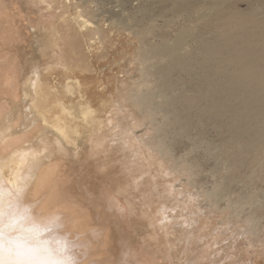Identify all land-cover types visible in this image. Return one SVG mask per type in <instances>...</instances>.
<instances>
[{"label":"bare ground","instance_id":"6f19581e","mask_svg":"<svg viewBox=\"0 0 264 264\" xmlns=\"http://www.w3.org/2000/svg\"><path fill=\"white\" fill-rule=\"evenodd\" d=\"M44 1L53 9L62 10V13L58 10L60 22L54 32V46L58 45V40H61L62 36L72 39L68 43V53L66 55L59 53L55 64L66 75L63 86L65 92L62 95L77 100L86 123L85 128L88 129L86 131L92 135L89 137L92 151L103 147L107 152L116 148L121 152H128L134 159L130 160V163H125L123 171L129 176L132 170L128 168H131L132 161L136 163L138 146L143 143L156 151L161 158L170 156L171 168L181 174L178 176H183L181 179H185V183L194 184L198 166L196 163H178L173 155L176 142L172 146L167 145L160 139L158 130L160 126L163 129L164 125L174 131L176 136L181 137L189 135L185 128L189 122L190 127H194L192 129L198 134L213 123L218 125L219 129L218 143L215 145L216 155L226 168L212 189L199 187L197 192L195 191L204 206L208 210L221 212L223 208H220L217 199L234 182H259L264 185V0H253L252 3L251 0H166L171 6L168 13L174 14L179 11L186 14L191 24L179 27V31H175L177 33L171 37L172 39L161 37L156 38L158 41L152 40L151 43L146 38H149L151 30H155L153 28L156 22L150 23L148 20L150 13L155 10L152 5L151 7L146 5V8L142 6L143 10L142 7L137 8L138 10L134 11L135 16L130 14L134 21L138 22L135 24L138 27L132 31L133 37L138 41L136 57L134 56L135 79L128 85L122 79L121 83L118 78L121 88L116 86L117 97L114 96L112 99L104 97L105 88L100 87L99 91L92 90L95 69L89 54L93 51L92 39L95 37L97 40L100 39L101 26L90 23L80 10L75 11L74 16L63 13L69 4L77 8V1ZM237 2H245L247 8L238 9ZM3 8V2L0 0V21L4 14ZM147 8H152V12ZM136 14H139V17ZM144 21L148 23L145 24ZM115 22L116 20L112 23L117 24ZM160 26L164 27V24ZM5 30L2 34L7 32ZM82 37L87 38L89 42L86 50L81 45ZM191 41L195 44L188 46ZM2 42L5 44L4 40ZM2 53L4 55V51H0L1 55ZM6 60L10 63L8 59ZM4 61L0 62V79L4 85V94H11L16 98L21 87L19 71L17 72L18 69L14 71L10 64ZM6 64L10 66L11 71L6 70L9 69ZM176 74L179 76L172 82ZM42 76L39 73L36 77L34 74L27 76L22 87L23 98L37 118L31 119L33 124L26 123L23 127L18 125L19 121L15 119L11 124L4 121L5 125L2 122L3 126H0V264H105L99 257L101 258L102 251H105L109 242L106 225L109 224L110 217L102 212L100 207L98 208L95 216L103 225L101 228L94 226L92 221H95L93 219L96 217L92 219L88 211L90 206L86 204L89 207L87 210L77 208L79 201L72 193L74 185L71 187V181L66 177L71 173L65 175L63 164L58 159L67 153L66 150H60L64 145L61 141L70 147L73 145L77 147L74 142L82 133L77 125L72 124L69 128L72 135H69L65 120L55 117L49 122L46 116L33 106L40 94L39 90L47 88L56 96V102L62 110H66L61 101L62 95L56 86H51L46 77ZM182 76L189 79L182 82ZM180 85L188 90H182ZM155 98L159 99L160 106L154 105ZM7 102L10 104V101ZM17 103L15 105H18ZM93 103L99 107H92ZM125 103L129 104L128 108ZM9 106L0 104V119L7 114ZM158 109L162 113L161 121L157 119ZM132 111L141 114L140 124L145 127H143L145 133H152L151 137L138 136L133 130L134 126L129 124V113ZM97 112L100 114L103 112L104 117L96 119ZM17 126L23 128L19 129ZM42 130L52 132L53 137L49 138V134H42ZM137 179L133 180L132 184L136 188L139 186H143V189L148 188L141 196L150 208L151 204L147 202L151 200L148 195L152 191L149 188L151 182L149 179L138 182ZM236 194L243 206H249L250 211L241 216L245 226L236 229V223L228 220L227 222L231 224L228 229L232 227L236 229L235 234L246 237L251 242L252 245L248 241L251 247L253 245L264 247V233L256 228V222L264 218V200L254 191ZM161 207L162 213L167 214L166 217L169 218L168 212L172 207L169 208L164 203ZM236 217L238 218V214ZM223 230L225 232L227 229ZM259 253L255 256L259 257ZM252 257L253 255L250 258ZM106 258L109 261L110 254ZM111 259L113 261L114 258ZM253 259L257 260L255 257Z\"/></svg>","mask_w":264,"mask_h":264},{"label":"rangeland","instance_id":"374dc122","mask_svg":"<svg viewBox=\"0 0 264 264\" xmlns=\"http://www.w3.org/2000/svg\"><path fill=\"white\" fill-rule=\"evenodd\" d=\"M1 1L4 5L2 10L4 18L2 16V20L0 21V31H2L0 32V36H3L0 37V51H4V55L6 56L4 57L3 53L2 55L0 54V62L4 61L5 58L4 62L10 64L14 71L18 69L17 72L19 71V83L21 87L16 98L12 97L11 94L8 95L6 93V95L3 90V82L0 79V104L3 103L7 106L10 105L8 107L9 110L17 106L10 111L8 110L6 115L9 118L4 115V117L0 119V126L2 125V122L3 125H5V122L11 124L13 120L17 119V122L19 121L18 125L24 127L26 123L33 122L31 119L37 118L35 117V113L30 111L27 102H25L23 98V84L29 76L34 74L36 77V74L39 73L41 76L42 74L44 75L42 77H46V80L49 81L51 86H56L60 95L64 94L65 91L63 90V86L66 75L56 67L55 62L59 53H63V55L68 53V43L69 40L72 41V39L62 36L63 39L61 37V40H58L59 43L57 46H54L53 44L55 39V28H57L60 22L59 8L53 9L44 0ZM73 1L78 2V9L75 8L74 5L69 4L66 9L67 12H65V10L63 13L69 16H74L75 11L80 10L82 11L84 18L90 23H95L94 25L101 26L100 29L102 30L100 39L97 40L96 37L92 39L94 42L92 48L93 51L89 54V59L95 69V82L92 90L99 91L101 88H105L104 97L109 99L114 98V96L115 98L117 97V89L121 88L120 81L121 83L125 81L129 85V83L135 79L133 76L136 75L135 52L138 47V41L133 37V32L136 27H138L135 25L138 22L134 21L132 17L135 16V12L139 8L142 6L145 7L146 5L151 7L152 5L153 10H155L152 12V8H150L151 10L147 8L152 12L150 13L151 20L149 18L148 21H152L153 23L156 22L155 27L153 28L155 30H151L148 34L149 38H146V40H149V43H151L152 40V42L158 41L161 37L172 39L173 35H175L180 28L184 25L191 24L189 21L190 18L189 16H186V14L182 13V15L179 11L176 12L177 14L168 13L171 6L169 2V4L166 3V0ZM252 1L253 0L250 2L252 3ZM143 7L141 8L142 10ZM236 7L240 10H245L247 5L245 2H237ZM142 10L140 12H142ZM65 14L64 16H66ZM130 14L134 15L131 16ZM136 15L139 17V14ZM152 18H154L155 21H153ZM115 20V23L117 24L112 23ZM145 22L146 21L143 23ZM163 24L164 27L160 26ZM167 24L168 26H165ZM4 27L6 29L4 30L7 32L2 34ZM128 28L130 29L128 30ZM175 31L177 32L175 33ZM5 35L8 37H5ZM2 39L5 44H3ZM82 40L81 45L86 50L88 47V39L83 38ZM7 44L8 46H6ZM194 44L195 42L191 41V43H188V46ZM7 47H9V49ZM5 48L6 50H4ZM14 48L15 50H10ZM97 51H99L101 56H99ZM6 59H8L10 63L7 62ZM132 61L134 63H132ZM11 62L14 63L11 64ZM6 65L4 66L6 67ZM10 66L7 65L9 69L7 67V69H5L11 71L12 69H10ZM178 76L179 75L176 74L173 77L172 82H174ZM181 78L183 80L182 82L189 79V77L186 76H182ZM116 86L119 87L117 88ZM179 87L181 88L182 86L180 85ZM183 89L188 90V88L184 86L182 87V90ZM39 92L40 94H38L33 106H35L40 113H43L49 122L55 117H59L67 123L69 135H72L69 129L72 124L77 125L79 131L82 133V135L76 138L74 142L77 147H74L75 145L70 147L61 141L62 145L64 144V149L60 148V150H66L67 153L58 159H60L63 164L65 175L71 173L70 175L67 174L66 177L67 180L71 181L70 186L72 187V185H74L76 187H72V193L75 197L77 196L76 198L79 201V206L77 208L80 207L79 209L81 210H87L89 208L87 205L90 206L88 211L93 219L96 217L95 212L100 207L102 212H105V214L110 217V222L106 225L108 226L107 237L109 242L107 243V246L109 247L106 246L105 251L107 252L104 251V253L102 251L103 254H101V258L99 257V259L104 260L105 264H264V247H254V245L251 247L252 244L246 237L236 235L234 231L238 229L239 226L240 228L245 226L241 219L246 211H250L248 205H242L236 193L254 191L261 196L260 199L264 200V185L259 182L249 181L232 183L217 199L218 205L221 209L223 208L221 212L215 210L211 211L210 209L208 210L200 200L198 193H196L197 188L199 187L206 190L212 189L216 185L219 175L225 172L226 167L218 159L215 150V145H217L219 138L218 125L213 123L209 124L198 134L192 129L194 127H190L191 125L189 122V124L185 126L186 132H188L189 135H183L184 137H180L179 135L176 136L174 131L169 130L164 125L163 129L160 126V130H158V134L161 135L160 139L164 140L167 145L172 146L176 142L173 155L178 163H196L198 167H196L197 172L194 184L185 183V179H181L183 176H178L180 173L171 168L170 156H167L168 158H161L156 151L147 145L145 146L143 143V145L140 144L138 146L140 151L137 149V155L135 157L136 163H133L132 161L133 166L130 164L131 168H128V170L132 171L131 174L127 176L123 171V167L126 166L125 163H130V160L134 158L128 155V152H121L119 148L107 152V149L98 147L92 151V143L89 142V137H92V135L86 131V123H84V117L82 116L76 99L62 95L61 101L66 108V110H62L56 102V96L51 93L49 89L43 88L39 90ZM9 96L11 98H9ZM10 99H12V101ZM7 101H10V104H8ZM16 103L18 105H15ZM154 105L160 106L158 98L154 99ZM125 106L128 108L129 104L125 103ZM92 107L98 108L99 106L98 104L93 103ZM9 114L10 116H8ZM95 114V117H97L96 119L101 118L102 116L104 117L103 112L101 114L98 112ZM129 114V124L134 126L133 130L136 134L138 136L143 135L145 138H147V136L151 137L152 135L150 134L152 133H145L146 131L143 129L144 126L140 124L142 119L141 114L134 111ZM161 115L162 113L159 112L158 109L157 119H159V121H161ZM23 127L17 126L19 129ZM42 134H49V138L53 137L52 132L50 131L42 130ZM72 137H74V135ZM126 159L128 161H126ZM169 168L174 173L171 172ZM136 179L138 182H143L142 180L146 179H149L151 182L149 188L152 191L148 194L151 200L147 202L151 204L150 208H148V204H146L144 197L141 196L148 191V188L143 189V186L136 188L134 184H132L133 180L135 181ZM118 188L120 189L118 190ZM139 191H142L141 194ZM152 201L154 205L152 204ZM163 203L168 205L169 208L172 207V210L170 209L168 212L170 215L169 218L166 217L167 214L162 213L163 209L161 204L163 205ZM173 205H175L176 209H173ZM179 207L181 208L178 209ZM231 214H233V216ZM237 214L238 218L236 217ZM93 220H95L92 221L94 222L93 224H95L94 226L103 227L101 222L97 220V217ZM228 220L232 223H236V229L233 227L228 229V226H231V224L227 222ZM95 222L98 223L96 224ZM257 222L256 228L264 233V218L259 219ZM223 228H226L227 230L224 232ZM109 231L111 232L109 233ZM248 241L251 245L248 244ZM261 248L263 249L261 250ZM257 251H261V253ZM108 253L111 258H114V262L111 258V260L109 259L110 262L107 260L108 258L106 257H108ZM258 253L260 254L259 257L255 256L258 255ZM250 254L251 256L253 255L252 258H250ZM254 257L257 258V260L253 259ZM260 258H262V260ZM252 261L253 263H251Z\"/></svg>","mask_w":264,"mask_h":264}]
</instances>
